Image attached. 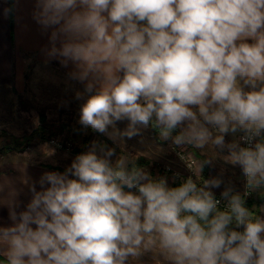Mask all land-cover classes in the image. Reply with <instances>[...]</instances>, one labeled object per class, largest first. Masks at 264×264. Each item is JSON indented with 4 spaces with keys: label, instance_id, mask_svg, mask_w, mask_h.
I'll return each instance as SVG.
<instances>
[{
    "label": "clouds",
    "instance_id": "9594fccd",
    "mask_svg": "<svg viewBox=\"0 0 264 264\" xmlns=\"http://www.w3.org/2000/svg\"><path fill=\"white\" fill-rule=\"evenodd\" d=\"M37 5L42 22L63 37V63L71 61L73 78L86 82L77 93L86 96L83 128L116 144L151 122L177 146L226 147L227 161L246 178L244 196L264 189V0ZM237 133L247 146L225 143ZM114 154L93 141L64 173H44L26 210L0 227V264H125L154 233L174 264H264V218L231 186L221 193L227 208L220 210L211 191L220 179L198 186L189 177L169 187L165 178L129 169L124 157L113 165Z\"/></svg>",
    "mask_w": 264,
    "mask_h": 264
},
{
    "label": "rangeland",
    "instance_id": "374dc122",
    "mask_svg": "<svg viewBox=\"0 0 264 264\" xmlns=\"http://www.w3.org/2000/svg\"><path fill=\"white\" fill-rule=\"evenodd\" d=\"M6 82L3 92H0V170H6L8 165L17 160L56 165L67 169L78 154L89 151L92 142L97 141L106 143L109 148H115V154L111 157L113 165L121 157L126 159L127 167L131 161H144L143 170L153 179L165 178L169 187L181 182L186 175L178 153L190 151L199 161V166L203 160H211V163L207 164L210 180L222 181L220 187L216 188L217 196L221 197L222 191L227 186H231L234 192L239 194L243 190L242 169L239 165L234 166L227 161L226 157L229 153L226 147L220 148L210 142L203 149L191 145L177 146L171 138L164 139L158 133L153 134L149 126L141 127L140 135L113 144L106 136L85 129L79 124L80 106L86 99V96L77 98L78 92L83 93L79 87L76 89L71 85L60 88L52 86L57 91L51 90L50 93L40 91L37 101H34L36 100L34 97L27 102L26 87L18 97L12 89L10 80ZM48 94L51 98L46 102ZM127 124L126 120L118 122L117 127L123 130ZM40 125L46 128L43 134L47 140L45 138L41 140L42 134H38L37 129ZM216 134L213 132V135ZM241 135L242 133L228 134L225 136V143L238 141ZM259 190L263 198L260 204V217L264 218V189ZM125 191L138 194V191L133 189L125 188ZM256 191L258 192L255 190L254 193ZM137 256L156 259L162 264H174L167 252L161 248L158 235L155 233L152 234L151 240L146 235L137 254L129 257Z\"/></svg>",
    "mask_w": 264,
    "mask_h": 264
},
{
    "label": "crops",
    "instance_id": "0c3cea01",
    "mask_svg": "<svg viewBox=\"0 0 264 264\" xmlns=\"http://www.w3.org/2000/svg\"><path fill=\"white\" fill-rule=\"evenodd\" d=\"M62 43L58 26L42 22L37 0H0V92H3L8 80L18 97L26 87L27 102L34 97L37 101L40 91L50 93L51 90L57 91L55 87L66 85L79 87L84 92L86 82L72 76L76 71L75 65L71 61L67 65L63 63L64 58L59 54ZM50 98L48 94L45 101ZM65 170L56 165L22 160L8 165L6 170H0V227L13 224V212L19 214L26 210L33 197L32 187L35 186L36 191L42 190L39 182L44 173H64ZM211 191L215 195L218 193L216 188ZM0 257L3 259L2 255ZM125 264L162 263L137 256L127 258Z\"/></svg>",
    "mask_w": 264,
    "mask_h": 264
},
{
    "label": "trees",
    "instance_id": "16d2710c",
    "mask_svg": "<svg viewBox=\"0 0 264 264\" xmlns=\"http://www.w3.org/2000/svg\"><path fill=\"white\" fill-rule=\"evenodd\" d=\"M149 127H150L151 132L153 134H157V133L159 134L158 129L152 127L151 122L149 124ZM37 130H38V134H40V133L42 134L41 137H43V139L41 138V140H45V139L47 140V138L44 137V134H43L46 131V128L43 125H40V127ZM178 132L179 131L177 129L175 132L172 133V136L174 137L175 135L178 134ZM155 136H157V135H155ZM13 149L14 148H11V150H13ZM201 164H204V160L201 162ZM128 167H130V169L133 168V167H138V168L144 169L145 168V163H144V161H141L140 162V161L134 160V161H131L128 164ZM207 178H208V167H207V164H204L202 171H199L198 179L196 181L197 182V185L198 186H202V181L203 180H206ZM180 184H181V182H177L172 187H178V186H180ZM256 192L252 195V197L248 201H246L245 206L254 215L260 217V204H261L263 198H262V194H261L260 190H258L257 193ZM230 227L234 228L233 225H231ZM2 260L3 259L0 257V261H2Z\"/></svg>",
    "mask_w": 264,
    "mask_h": 264
},
{
    "label": "built area",
    "instance_id": "2783aa9c",
    "mask_svg": "<svg viewBox=\"0 0 264 264\" xmlns=\"http://www.w3.org/2000/svg\"><path fill=\"white\" fill-rule=\"evenodd\" d=\"M238 141L241 143V146H247L242 141H240V137H239ZM178 157H179L180 161L183 163L184 168L186 170V175L181 180V183H183L189 177H191L194 181H197V179H198V166H199V161L196 159V157L193 156L190 153V151H189V153H185L184 151L179 152L178 153ZM133 190L138 191L135 188H133ZM246 191H247V189H246V178L244 177V179H243V190L240 193V195L241 196H244V194H245ZM254 191H250L247 196H244L245 203H246V201H248L252 197V195L254 194ZM215 197L217 199H220L221 200V203L218 206L220 208V210H225L227 208V201L223 200L220 196L215 195ZM233 226L235 228V225L234 224H233ZM235 230H237V231H243V226H241L240 228H236Z\"/></svg>",
    "mask_w": 264,
    "mask_h": 264
}]
</instances>
